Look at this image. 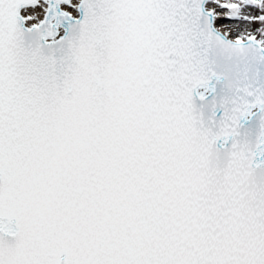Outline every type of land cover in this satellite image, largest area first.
<instances>
[{"label": "snow or ice", "instance_id": "6c2138e0", "mask_svg": "<svg viewBox=\"0 0 264 264\" xmlns=\"http://www.w3.org/2000/svg\"><path fill=\"white\" fill-rule=\"evenodd\" d=\"M0 264H264V0H0Z\"/></svg>", "mask_w": 264, "mask_h": 264}]
</instances>
